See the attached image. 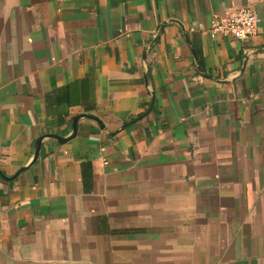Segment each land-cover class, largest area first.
<instances>
[{
	"label": "crops",
	"instance_id": "1",
	"mask_svg": "<svg viewBox=\"0 0 264 264\" xmlns=\"http://www.w3.org/2000/svg\"><path fill=\"white\" fill-rule=\"evenodd\" d=\"M0 172V264H264V0H0Z\"/></svg>",
	"mask_w": 264,
	"mask_h": 264
},
{
	"label": "built area",
	"instance_id": "2",
	"mask_svg": "<svg viewBox=\"0 0 264 264\" xmlns=\"http://www.w3.org/2000/svg\"><path fill=\"white\" fill-rule=\"evenodd\" d=\"M258 18L251 6L233 8L226 17L212 23L211 31L230 36L237 41H245L257 32Z\"/></svg>",
	"mask_w": 264,
	"mask_h": 264
},
{
	"label": "water",
	"instance_id": "3",
	"mask_svg": "<svg viewBox=\"0 0 264 264\" xmlns=\"http://www.w3.org/2000/svg\"><path fill=\"white\" fill-rule=\"evenodd\" d=\"M162 28H160L161 30ZM159 30V32H160ZM159 32L158 34L153 38L152 42L149 44V47L150 48L152 46V44L155 42V40L157 39V36L159 35ZM143 59H145V53L143 55ZM144 83L147 84V79L146 77H144ZM152 104H153V95H151V102H150V105H149V108L147 109V111L145 113H147L151 107H152ZM80 117H85V118H88V119H91V120H94L98 126L103 130L104 129V126L103 124L101 123V121L94 117V116H90V115H81V116H76L73 121H72V133L68 136V137H60V136H57L55 134H47L45 136H42L40 138H38L35 142V146H34V153H33V157H32V160H31V163H34L37 158H38V155H39V150H40V146H41V140L44 138V137H49V138H52V139H55L57 140L58 143H64L72 138H74L75 134H76V131H77V120L80 118ZM140 119V117L138 118H135L133 120H131L130 122H127L126 124L123 125V129L134 124L136 121H138ZM23 171V168H21L17 173H20ZM0 176H2L3 178L5 179H11V178H7L5 177L1 172H0Z\"/></svg>",
	"mask_w": 264,
	"mask_h": 264
},
{
	"label": "trees",
	"instance_id": "4",
	"mask_svg": "<svg viewBox=\"0 0 264 264\" xmlns=\"http://www.w3.org/2000/svg\"><path fill=\"white\" fill-rule=\"evenodd\" d=\"M194 55H195V57H196L197 63H198L199 66H200V65L202 64V59H201V54H200L199 50L195 49V50H194ZM142 115H143V113L139 114L137 117H140V116H142ZM137 117H136V118H137Z\"/></svg>",
	"mask_w": 264,
	"mask_h": 264
}]
</instances>
